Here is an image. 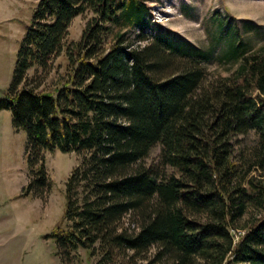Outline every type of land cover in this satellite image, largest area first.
Returning <instances> with one entry per match:
<instances>
[{"label":"trees","instance_id":"1","mask_svg":"<svg viewBox=\"0 0 264 264\" xmlns=\"http://www.w3.org/2000/svg\"><path fill=\"white\" fill-rule=\"evenodd\" d=\"M146 1L38 0L0 97L26 133L25 192L49 188L45 152L79 155L50 234L64 263L82 248L95 264H264V48L233 43L232 71L210 76L207 51L151 22ZM63 49L68 78L37 90L27 71Z\"/></svg>","mask_w":264,"mask_h":264},{"label":"rangeland","instance_id":"2","mask_svg":"<svg viewBox=\"0 0 264 264\" xmlns=\"http://www.w3.org/2000/svg\"><path fill=\"white\" fill-rule=\"evenodd\" d=\"M151 22L171 30L177 40L184 39L195 48L207 51L203 63L208 75H227L233 59L223 54L233 43L242 42L253 50L264 48V0H147ZM38 0H0V97L11 83L17 50ZM92 16L90 11L76 16L64 39L67 44L79 39ZM222 24H220V21ZM136 30L128 29L132 40ZM154 35L146 31V44ZM53 57L46 69L32 67L28 78L41 76L37 90L55 94L68 78L65 50ZM249 136H252L251 134ZM26 133L15 128L9 109L0 110V264H95L97 256H89L78 248L64 263L50 234L61 224L65 205L64 186L79 155L74 152H45L44 164L50 185L42 196L25 192L29 176ZM154 146L146 161L156 158ZM238 237L244 230H232Z\"/></svg>","mask_w":264,"mask_h":264},{"label":"built area","instance_id":"3","mask_svg":"<svg viewBox=\"0 0 264 264\" xmlns=\"http://www.w3.org/2000/svg\"><path fill=\"white\" fill-rule=\"evenodd\" d=\"M236 237V236H235Z\"/></svg>","mask_w":264,"mask_h":264}]
</instances>
